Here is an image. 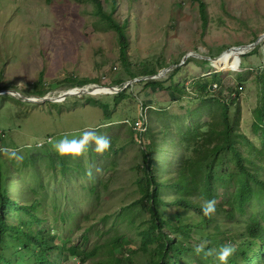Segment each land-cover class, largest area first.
<instances>
[{"label": "rangeland", "instance_id": "374dc122", "mask_svg": "<svg viewBox=\"0 0 264 264\" xmlns=\"http://www.w3.org/2000/svg\"><path fill=\"white\" fill-rule=\"evenodd\" d=\"M202 1L208 13L205 26L193 0H101L106 12L114 10L116 21L128 23L125 66L118 33L96 16L91 3L0 0V162L9 177L10 199L23 206L40 203L38 218L46 219L59 246L64 239L69 245H80L85 229L93 226L88 249L100 241L99 231L107 234L115 229L120 230L117 234H127L124 242L131 239L134 246L127 249L138 248L136 226L145 215L133 208L126 219L125 208L141 197L143 152L149 150L152 136L157 138L158 181L167 178L172 182L182 153L179 129L193 121L199 128L212 121L199 86L207 79L212 81L215 73H220L221 84L215 82L214 92L221 86L227 90L225 95L233 89L240 91L231 94L236 97L231 117L238 121L236 130L259 145L252 124L257 75H264V38L255 48L250 46L264 35V0ZM237 47H243L244 54L234 50ZM250 52L253 55L248 56ZM242 55L246 57L242 59ZM144 65L155 66L158 74L131 80L128 69L140 74ZM177 67L180 71L171 78ZM119 78L126 81L122 87L115 82ZM75 79L76 83H91L72 87ZM151 79L163 81L164 87L150 93L141 81ZM96 85L110 92L111 87L130 88L127 96L116 102L117 93L98 91ZM181 85L187 94L180 93L174 100L168 88L180 90ZM81 89L97 93L52 100ZM14 91L27 100L9 94ZM84 130L107 136L111 147L98 153L92 144L78 157L61 156L53 148L52 141L65 135L78 138ZM66 150L71 152L72 146ZM17 156L22 162H17ZM231 184L232 180L222 181L220 191ZM92 185L100 196L90 195ZM168 193L169 198L171 190ZM34 210L32 206L31 212ZM106 215L108 224L102 222ZM118 217L122 220L115 223ZM38 228L43 230L45 225ZM11 248L15 249L6 247V252ZM11 257L14 264L15 254ZM50 257L61 259L60 255ZM147 259L139 252L134 256L140 264H146ZM58 264L81 263L69 258Z\"/></svg>", "mask_w": 264, "mask_h": 264}, {"label": "trees", "instance_id": "16d2710c", "mask_svg": "<svg viewBox=\"0 0 264 264\" xmlns=\"http://www.w3.org/2000/svg\"><path fill=\"white\" fill-rule=\"evenodd\" d=\"M79 1L91 3L96 16L116 30L121 59L127 66L128 23L120 24L116 21L114 10L106 12L101 0ZM193 2L198 3L205 26L208 20L206 5L202 0ZM253 52L248 56L253 55ZM244 57L246 55L241 56L242 59ZM204 62L210 63L208 60ZM179 71L180 67L175 68L171 78ZM128 72L131 80L158 74L157 68L152 65H144L141 75L130 69ZM219 75L215 73L212 81L207 79L205 84L199 86L201 101L209 108L205 112L212 117L210 124L199 128L193 121L178 131L182 153L180 160L176 162L172 182L167 178L158 181L155 155L158 144L157 138L151 135L150 148L143 152L145 175L139 180L141 197L125 208L126 219L131 216L128 210L133 208L137 214L140 212L145 215L143 221L136 226L140 241L137 249L126 248L133 244L131 239L124 242L127 234H117L116 230L120 232L119 229L109 230L107 234L99 231L100 241L93 249H88L89 232L93 226L85 229L80 245H69L70 241L64 239V243L59 246L60 242H56L54 230L47 225L46 219L44 221L38 218L37 210L42 208L40 203L23 206L17 200L10 199L7 185L9 177L5 176L0 162V264H13L10 260L12 253L16 256L14 264H58L69 258L77 259L81 264H140L134 260L138 252L148 258L146 264H220L215 256L205 258L203 254L197 255L194 252V247L202 240L209 241L208 248L216 249L231 243L235 247V253L229 258L228 264H264V75H257V106L253 111L252 124V131L257 135L259 145L249 139L248 135L236 130L238 121L231 117V108L236 105V97L232 98L231 94H240V91L233 89L229 95H225L227 90L221 86L219 92H214L215 82L221 84ZM115 82L122 87L126 81L119 78ZM90 83L89 80L76 83L75 79L72 87H83ZM141 83H145L150 93L164 87L163 81L153 79ZM129 88L127 86L115 94L114 100L117 102L126 97ZM168 90L174 100L180 98V93L187 94L184 85H181L180 90L178 87H169ZM37 93L45 95V91ZM103 107L106 110L109 108L108 105ZM192 113L197 115L199 111ZM225 180H232V184L230 188L220 191L223 190L220 183ZM96 188L92 185L90 195L100 196ZM170 190L171 196L168 198ZM213 198L218 201L216 213L208 218L203 215L201 207L204 200ZM32 206L35 208L34 212H31ZM241 217L245 218L244 221ZM84 218L89 216L84 215ZM109 218L106 215L102 222L108 224ZM120 220L122 218H116L115 223ZM40 225H45V228L40 230ZM30 226L32 229H29ZM101 239L104 241L101 242ZM10 246L15 249L12 251V247L6 252V247ZM126 251L127 255L124 253ZM51 255H60L61 259L51 258Z\"/></svg>", "mask_w": 264, "mask_h": 264}, {"label": "clouds", "instance_id": "9594fccd", "mask_svg": "<svg viewBox=\"0 0 264 264\" xmlns=\"http://www.w3.org/2000/svg\"><path fill=\"white\" fill-rule=\"evenodd\" d=\"M11 94V92L9 93ZM107 126V125H105ZM95 145V151L104 153L111 147L110 139L105 135L98 134L95 130H84L78 138L70 139L67 135L52 141L53 148L59 155H71L74 157L82 156L90 145ZM71 145V152L66 150V146ZM17 162H22V157H16ZM91 175V173H89ZM218 201L216 199L204 200L201 210L205 217L211 218L216 213V206ZM209 241L202 240L194 247V252L197 255L203 254L205 258L213 257L220 262V264H228V260L235 253V247L231 244L221 245L219 249L208 248Z\"/></svg>", "mask_w": 264, "mask_h": 264}, {"label": "water", "instance_id": "95a60500", "mask_svg": "<svg viewBox=\"0 0 264 264\" xmlns=\"http://www.w3.org/2000/svg\"><path fill=\"white\" fill-rule=\"evenodd\" d=\"M264 38V35H262L255 43H253L250 47H252V48H255L257 45H258V43L260 42V40L261 39H263ZM234 50H236L237 52H239L240 54H244L242 51H243V47H237V48H235ZM186 58H188V57H186ZM167 70H163L162 71V73H165ZM151 77H154V76H151ZM96 88H105V87H101V86H95ZM110 89H112L113 91H111L112 93H118L119 91H122V90H124L125 88L123 87V88H121V89H115V88H113V87H111ZM82 94H92V91H90V90H87V89H81V90H79V92H67V93H65L63 96H61V99H52L53 101H59V100H64V99H66L68 96H72V95H82ZM11 95H13V96H16V95H18L19 97H21V98H23L24 100H27V98H25V97H22L21 95H20V93H18V92H16V91H14V92H11ZM47 100V99H46Z\"/></svg>", "mask_w": 264, "mask_h": 264}, {"label": "bare ground", "instance_id": "6f19581e", "mask_svg": "<svg viewBox=\"0 0 264 264\" xmlns=\"http://www.w3.org/2000/svg\"><path fill=\"white\" fill-rule=\"evenodd\" d=\"M95 88H96V87H95ZM99 90H102V91L105 92V93H110V94L112 93V92H110V90H108V89H106V88H98V91H99ZM94 91H95V92H92L93 94H94V93H97L95 89H94ZM71 92H75V91H71ZM51 97H52V96H51Z\"/></svg>", "mask_w": 264, "mask_h": 264}]
</instances>
